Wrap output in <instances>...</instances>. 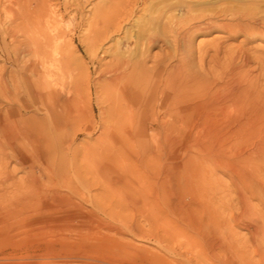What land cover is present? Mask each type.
Listing matches in <instances>:
<instances>
[{"label": "bare ground", "instance_id": "obj_1", "mask_svg": "<svg viewBox=\"0 0 264 264\" xmlns=\"http://www.w3.org/2000/svg\"><path fill=\"white\" fill-rule=\"evenodd\" d=\"M135 1L109 0L111 30L120 29L121 23L129 20ZM197 1L190 0L189 4L180 8L181 12L185 11L186 13L187 22L183 25L180 24L183 18L180 14L178 16L171 12L168 15L166 29L171 33L174 45L186 44L187 36L193 30L210 28H217V30L219 28L231 36L242 34L246 39L264 37V0H217L220 1L219 6L207 13L203 12L204 9L197 8ZM203 1L208 2L209 0ZM160 4L159 6H161ZM54 6L47 3L46 0H22L21 2L17 0L16 7L11 10L12 17L6 23L3 18L1 19V14L6 12L9 7H6L5 0H0V59L11 66L9 69L4 64L0 66V96L5 101L3 105L0 104V189L2 190L0 193V202H2L0 203V264H36L37 259L42 261L49 256L62 259V256H67L69 253H74V255L77 253L90 254L89 252L93 251L88 245H81L77 248L70 247L68 244L71 238L81 239L85 233L93 231L94 226L90 222L92 221L90 215L93 214V211L88 209L90 215L86 211L77 212V215L75 212L73 213L74 217H82L81 223H77L73 218V220L71 219L73 223L67 224L68 232L53 233L52 239L47 240L46 230L58 227L57 221L60 219L57 220V218L56 221L53 218L45 217L44 210L50 208L54 203H63L62 205L72 203L71 197L70 194H63V192L55 194V197L49 200L46 184L44 185V182L42 183L40 179L38 180L30 173L34 161L43 163L44 167L50 166L49 169L46 168L50 176L63 171L64 162L60 158H56L64 150L70 151L73 148V139L81 126L75 129L79 114L77 113L78 109L70 107L71 104L74 106L73 101L75 100L74 96L70 97L69 95L72 88L67 93L65 92L66 97L62 98L60 95L62 92L60 86L63 70L61 54L64 32H59L61 20L59 16L61 17V14L59 13L60 15L58 14L57 17V11L55 9V12L53 9ZM211 8L213 7H210L209 10ZM7 16L9 17V15ZM156 36L154 33L145 36L148 46L157 41ZM130 42L133 43L131 39ZM218 47H216V51H218ZM148 54L143 53L140 55L141 57L136 58V56L133 59L126 57L127 55H124L125 57L113 56L112 62L109 63V74L101 73L102 76L100 75L94 83V91L97 93L99 89L105 93L107 99L109 98V120L112 124L115 127H122L128 134L130 132L138 133L141 137L138 144L129 147L134 157L138 158V163L135 164L137 165L136 170L139 169L140 172L148 176L149 172L156 169V159L160 157V151L167 149L168 155H165L169 159H167V163L164 162V171L156 173L155 179L153 177L139 178L138 184L130 187L144 193L137 204H147L150 201L146 197L148 194L150 197L168 199L174 191H177L178 186L174 185L176 173L172 160L176 141L175 133L180 134L191 127L207 131L227 130L229 135L234 132L240 134L245 130L251 132L264 129V85L247 77L243 71L241 73L242 64L237 65L235 62L236 65L234 63L231 66V71L228 69L230 75L228 79L216 81V79H212L214 71L210 68L204 70L206 75L200 76L197 73L184 72L183 69L181 73L182 70L177 71L178 68L173 67L175 64H171L176 70L175 72L174 69H166L167 66L169 67V63L168 57L164 54V57L158 58L155 56L150 58ZM149 59L151 60L150 65L147 64ZM181 61L185 62L179 56L177 61H174L177 63L176 67ZM188 61L190 62V60ZM199 67L201 66L199 65ZM202 82L205 84L204 87V84L201 85ZM86 83L87 92L91 93L93 83L89 80L88 75ZM93 116L91 109L89 117ZM86 126H82L80 130L89 132L90 130ZM110 130L109 126H102L92 142L82 143L83 145L88 144L82 146L85 148L84 154L92 151L88 146L103 144V147L109 148L107 133ZM154 132L158 134L155 135ZM73 149L71 161L74 172L77 174L79 172L77 157L82 153L77 148ZM114 150H118L119 155L127 160L133 158L122 145H117ZM196 152L188 153L185 159L188 166L182 167V165L179 169L178 173L183 180L181 188H179L183 192L186 188L196 197L200 195V199H203L201 189L206 181V170L201 164L205 159L216 162L222 152L220 149L209 146L197 147ZM262 155L261 161L264 163V153ZM255 157L256 152L252 151L238 159L242 165L240 170H237L239 180H234L233 184L237 187L238 204L243 207L242 216L248 214L249 217L255 218L252 229H246L248 235L244 241H249L251 247L254 246L256 254L264 257V212L261 211V207L258 209L251 203L255 196L264 203V167L257 166ZM82 159L84 158L82 157ZM11 160L27 166L25 176L14 177L13 172L16 167L9 168ZM85 163L86 169H83L86 173L91 167L88 166L90 163L87 164V161ZM135 165H133V169ZM162 165L164 167V164ZM76 179L79 185L85 186L87 189L90 188L91 184L85 177L78 174ZM239 182L246 185L247 189L239 188ZM3 183L12 187V190L8 191L6 187H1ZM75 187L70 185L71 194L82 197L83 192ZM7 191L10 193L5 197L4 194ZM179 192L181 194V191ZM184 193L186 194V192ZM108 194L109 192L105 193V195ZM196 197L194 200L198 208H202V213L200 215L192 214L194 207L189 205L185 210L187 215L183 214L188 222L183 233L185 235L192 233L191 237L194 238L203 236L207 232L210 237L221 235L226 240L225 244L229 243V248L233 247L235 253L241 254L237 245L240 240L237 242L236 233L229 224L237 217L234 215L232 219L230 217L224 219L217 211L216 206H212L210 203L206 204L204 200L199 201ZM122 199L129 201L127 195ZM120 200L116 196L115 204L118 205ZM36 213L38 215L34 216ZM73 214L71 213L72 217ZM92 216L94 218V215ZM186 218H184L185 221ZM175 222L178 223L177 220ZM180 223L181 226L183 223ZM69 226L70 228H68ZM33 237L38 241L33 240ZM63 252L68 253L64 254Z\"/></svg>", "mask_w": 264, "mask_h": 264}, {"label": "rangeland", "instance_id": "obj_2", "mask_svg": "<svg viewBox=\"0 0 264 264\" xmlns=\"http://www.w3.org/2000/svg\"><path fill=\"white\" fill-rule=\"evenodd\" d=\"M18 1L21 2L22 0ZM211 1L215 4H212ZM46 2L55 5L53 9L54 11L56 9L57 17L59 13L61 14V17L59 16L61 19L59 32H64V41L61 54L63 70L60 85L62 92L60 95L62 98L66 97L65 92L67 93L72 88L69 95L70 97L74 96L75 100L73 101L74 106L71 104L70 107L75 110L78 109L77 113L79 114L77 128L75 129H78V126L81 125L79 132L76 130L78 133L73 139V144L75 145H73V148L80 150L82 155H79V158L77 157V162L79 163V172L77 174L74 172L71 161L73 148L70 151L64 150L56 158H60L65 164L64 170L56 173L57 175L53 173V176H50L48 170H46L50 166L44 167L43 163L37 161L32 163L30 173L36 176L38 180L40 179L42 183L44 182V185L46 184L45 188L49 200L55 197V194L63 192V194H70L71 197L72 203L64 205H62L63 203H54L50 208L44 210L43 215L45 217L55 220L57 218V220L60 219L59 221L56 220L59 223V228L56 226L57 228L54 227L55 230L54 228L46 230L45 237L47 240L52 239L51 235L53 233L68 232L67 224H70L69 222H72L73 218L77 223H81L82 217H74L75 214L77 215V212L86 211L90 215L91 213L88 210L93 211V214L90 215V219L92 220L90 222L94 227L92 232L85 233L81 239L71 238L68 243L70 247L77 248L81 245H88L93 250L89 252L90 254L79 252L80 254L74 255V253L67 254L68 252H63L67 256H62V259L49 256L42 261L37 259L36 264H264V257L256 254L254 246L251 247L249 241H244L248 235L247 230L252 229L254 225L255 218L249 217L248 214L242 216L243 207L238 204L236 197L237 187L233 184L234 180H239L237 170H240L239 168H241L242 164L238 159L247 152L255 151L257 166L260 168L264 167L262 165L264 163L261 161L262 154L264 153V129L251 132L245 130L240 134L234 132V134L231 133L229 135V131L227 132V130L207 131L206 129H202L203 132L201 129L196 130L195 127H191L180 134L175 133L174 137L176 141L173 147L174 158L172 160L175 166L176 178L174 185L178 186L177 191H174L168 199L150 197L148 194L146 197L150 201L147 204H137L144 193L140 192L139 189L130 187L136 183L138 184L139 178L149 179L153 177L155 179L156 173L164 171L165 163L169 159L168 157L166 158V155H168L166 153L167 149L160 151L161 155L156 159V169L149 172L148 176L140 172L139 169L136 170L137 165L135 164L138 163V158L134 157L130 148L138 144L141 137L138 133H126L120 126L115 127L111 120H109V98L107 99L105 93L99 91V89L97 93L94 91V83L99 79L98 77L102 76V74H109V63L112 62L113 56L127 55L126 57L133 59L136 56V58L141 57L140 55L143 53H149L150 58L152 56L157 58L160 56L164 57V55L168 57L169 67L167 66L166 69L173 70V67H175V69L178 68L177 71L183 69L184 72L197 73L200 76H204L206 75L205 71L207 68H210L214 71H212V79H216V81L228 79L231 66L237 62V65L242 64V67H240L241 73L243 71L245 75L247 74V77L254 79L260 85H264V52H262L264 51V37L246 39L242 34L231 36L226 31L219 30V28L218 30L217 28H210L191 31L187 36L186 44L178 43L176 46L171 40V33L166 29L167 17L171 12L178 16L180 14L183 17L180 24L186 23V13L185 11L181 12L180 8L189 4L190 0H136L129 20L122 22L121 28L118 30H111L109 26V0H46ZM216 2L215 0H209L208 2L198 0L197 8L204 9V13L211 12V10L219 6L220 1L216 0ZM5 3L6 7L9 8L1 14V19L3 18L7 23L12 17L11 10L16 7L17 0H7V2L5 0ZM155 6L157 7V11ZM209 6L213 8L209 10ZM150 33L157 35V41L148 46L145 42V36ZM130 39L133 43L130 42ZM218 41L220 43H217ZM217 46H219L218 51L215 50ZM179 56L185 61L178 63L180 68L179 66L176 67L177 63H174ZM2 64L7 69L11 67L9 63H4L0 59V66ZM147 64H151L150 59L147 61ZM171 64H175V66ZM103 69H106L105 72ZM175 69L173 71L176 72ZM87 75L93 83L91 93L87 92ZM203 84L204 82L201 83V85ZM4 103V99L0 96V104L3 105ZM91 109L93 110V117H89ZM105 125L111 128L107 133L109 136V148L103 147L102 143V145L98 144L93 147L88 146L92 151L84 154L85 148L82 146L88 144L83 145L82 143L87 141L92 142L102 126ZM82 126L88 127L90 131L83 132L80 130ZM154 134L157 135L158 133L154 132ZM151 144L154 143L151 142ZM117 145H122L126 151L128 150V153H131V157L133 158L127 160L121 157L118 150H114ZM200 146L215 147L222 152L216 162L209 159L201 161V165L206 170V181L201 189L204 196L203 199H200V195V197L198 195L196 197L195 194L186 188V191L184 190L186 194L180 189L183 180L178 173L182 165V167L188 166L185 161L186 155L188 153H197L196 148ZM84 160L87 161V164H91L88 165L91 169L86 171V173L84 171L86 169V161ZM83 161L84 164L82 163ZM10 162L9 168L16 167L13 172L15 178L25 176L27 166L13 160ZM161 163L164 164V167ZM133 165H135L134 169L132 168ZM78 174L88 180L89 184H91L90 188L87 189V187L77 183L76 178ZM70 185L82 191L83 198L71 194L72 192L69 190ZM239 185V188L243 190L247 189L243 183L240 184L239 182ZM1 187H6L8 191L12 190V187L4 183ZM127 187L128 189H126ZM8 191L4 194L5 197L9 195L10 192ZM179 191H181V194ZM1 192L2 190L0 189ZM106 192H109V194L105 195ZM125 195L129 197V201L122 199ZM116 196L121 199L118 205L115 204ZM194 197L199 201L204 200L206 204L210 203V205L216 206L217 211L224 219H228L229 217L232 219L234 215L237 217L236 220H231L229 224H231L236 233L237 242L240 240L237 245L241 254L235 253L233 247H230V249L229 243L225 244L226 240L221 235V237H210L207 232L203 236L200 235L195 238L192 236V240V233L189 235L183 233L188 224L185 210L188 209L189 205L194 207L192 214L200 215L202 213V208H198ZM251 203L258 209L261 207V211L264 212V203L258 197L255 196L251 200ZM74 212L75 214H73ZM184 213L185 215H183ZM37 215L36 213L34 216ZM92 215H94V218ZM166 216L168 217L166 218ZM184 218H186V221ZM176 220L178 223L175 222ZM229 224L228 226H230ZM34 239L38 241L37 238L33 237ZM215 242L216 245L214 246ZM243 250H246V252Z\"/></svg>", "mask_w": 264, "mask_h": 264}]
</instances>
